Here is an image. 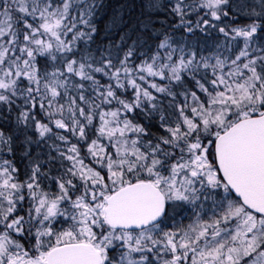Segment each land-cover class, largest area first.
Returning <instances> with one entry per match:
<instances>
[{"label":"snow or ice","instance_id":"snow-or-ice-1","mask_svg":"<svg viewBox=\"0 0 264 264\" xmlns=\"http://www.w3.org/2000/svg\"><path fill=\"white\" fill-rule=\"evenodd\" d=\"M104 6L0 0V109L15 113L13 129L0 128V264H264V0H140L133 26L156 42L134 41L122 58L127 32L91 48ZM126 23L118 9L108 27ZM179 29H214L243 47L211 63L175 38ZM154 120L165 135L151 131ZM52 139L66 145H49L62 162L56 176L45 170L56 158L39 151ZM208 200V220L196 212L186 228H168L186 204L202 212Z\"/></svg>","mask_w":264,"mask_h":264},{"label":"trees","instance_id":"trees-1","mask_svg":"<svg viewBox=\"0 0 264 264\" xmlns=\"http://www.w3.org/2000/svg\"><path fill=\"white\" fill-rule=\"evenodd\" d=\"M165 0H161V3H164ZM139 3L140 0H104V8L101 12L97 14V18L95 20L96 26H97V32L95 36L93 37L94 43L91 45L92 50L95 52L96 49L99 48H106L108 46L115 47L121 40V35L127 32V35H125V42L123 43L120 54L121 58L123 56V52L128 50L129 45H131L134 41L146 42L147 45H153L155 44V39L153 38L151 32H142L138 26L134 27L133 25L136 24V17L139 15ZM122 10L124 14V19L127 21L126 24H124L119 29H113L108 27V23L110 20V17L113 15V13L116 10ZM159 19L166 20L167 23L173 24L176 23V18L170 16L168 13L161 11L158 14ZM193 19L195 16L193 15ZM247 21L243 18H240L238 23H246ZM223 26V25H221ZM233 27L236 26L235 24L232 25ZM154 28L160 29L164 28V25L157 22L153 25ZM165 31H170L169 29L165 28ZM174 36L176 39H181L183 37L184 41L190 43L193 47V50H196L200 52V54L209 56L212 55L213 59L210 61L211 63H215V56L219 55L221 59L228 57L229 59H234L235 55L238 54L240 43L233 44L231 39L226 40L224 35L222 33H219L215 31L214 29H209L207 32H200L197 31L195 35L192 34H186L183 29L176 30L174 32ZM256 45H254L255 47ZM138 52H144L149 51L147 47H141L137 49ZM98 55V52H97ZM143 57L137 58L135 62L138 64L140 62V59ZM43 65V61H42ZM99 66V65H97ZM52 69L49 68V71ZM96 78L101 81V83H108V77H104L102 73H96ZM209 76H211V70H209ZM79 80V77L76 78ZM155 82L158 83H167L166 81H161L159 77L154 78ZM145 87H148V84H144ZM189 86L191 87V84L189 83ZM150 91L155 93L154 89L149 88ZM174 90H176L174 88ZM130 95V93H129ZM159 95L161 98H163V94H156ZM167 102V101H166ZM183 98L180 97L177 99V103H182ZM19 103V101H17ZM0 111L4 112V115L8 116V123H5L4 121H0V128H4L5 131H11L13 129L14 125V114L9 115L6 111L3 109H0ZM172 111L171 109L169 110ZM178 114L173 115V122L175 121ZM38 118H43L45 122H47V118L43 117L41 113L37 112ZM140 123H144V121L141 119ZM147 126V125H146ZM54 131H59L61 134H64L69 137L70 141L72 143H76V140L74 137H72V134L68 132L66 129L57 130L53 127ZM151 131L154 134L158 135H165L166 132L163 128L160 127L158 120H154L152 122V128ZM28 135L32 136L33 139H38L37 133L35 131H29ZM23 138L22 136L20 137ZM57 144L61 148L66 147L63 142L52 140H47L46 143L42 144L39 151L41 153L42 159L47 160L48 154L50 153L52 157L56 158L52 161L51 164L45 165V170L51 169V175L56 176L59 174V169L62 167V162L60 161L58 157V153L56 152L55 148L49 147L51 144ZM82 147V146H81ZM23 151V146L18 150ZM37 151L36 147L33 146L32 153L35 154ZM83 152V151H82ZM91 160L87 159L86 163H90ZM27 165L26 160H20L19 155H17L16 158V166L21 169V175L20 179L23 180L25 178L24 176V170L25 166ZM68 162L63 161V166H67ZM49 182H45L44 186L45 188L51 190L55 188V183H51V186H48Z\"/></svg>","mask_w":264,"mask_h":264},{"label":"flooded vegetation","instance_id":"flooded-vegetation-1","mask_svg":"<svg viewBox=\"0 0 264 264\" xmlns=\"http://www.w3.org/2000/svg\"><path fill=\"white\" fill-rule=\"evenodd\" d=\"M212 205V202H204V209L205 211H200L199 208H195L193 205L186 206L184 210L182 211L181 215L176 217L175 222H170L169 228L172 230H176L178 228H186L190 223H192L196 219V212H200V216L203 220H208L212 212L210 210ZM25 247H28L27 244H25Z\"/></svg>","mask_w":264,"mask_h":264},{"label":"rangeland","instance_id":"rangeland-1","mask_svg":"<svg viewBox=\"0 0 264 264\" xmlns=\"http://www.w3.org/2000/svg\"><path fill=\"white\" fill-rule=\"evenodd\" d=\"M233 42V44H237V43H240V47H239V50H240V48H242L243 47V38H238L236 41H232ZM254 46V45H253ZM239 52V51H238ZM82 155L84 154L83 152L81 153ZM89 160H91L90 158H89ZM85 163H86V161H85ZM88 164H92L94 167H97V168H99V166L98 165H95L94 164V162H90V163H88ZM25 179V178H24ZM45 190H48V191H56L57 189H56V186H55V188L54 189H51V190H49V189H47V188H45ZM221 191V194H223L222 193V190H220ZM206 202H212L211 200H208V201H206ZM191 204H186V206H190ZM26 209H27V203L25 202V211H23V212H20L19 214L20 215H26ZM169 224H170V222H169ZM169 224H168V228H169ZM65 227L67 226V225H64Z\"/></svg>","mask_w":264,"mask_h":264}]
</instances>
